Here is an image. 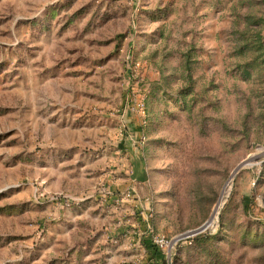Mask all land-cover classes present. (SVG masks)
Returning <instances> with one entry per match:
<instances>
[{"label":"rangeland","instance_id":"obj_1","mask_svg":"<svg viewBox=\"0 0 264 264\" xmlns=\"http://www.w3.org/2000/svg\"><path fill=\"white\" fill-rule=\"evenodd\" d=\"M0 264H264V0H0Z\"/></svg>","mask_w":264,"mask_h":264},{"label":"water","instance_id":"obj_2","mask_svg":"<svg viewBox=\"0 0 264 264\" xmlns=\"http://www.w3.org/2000/svg\"><path fill=\"white\" fill-rule=\"evenodd\" d=\"M258 158L257 155H253V156H250L248 158H246L245 160H243L240 164L237 165V167L234 169V171L232 172V175L241 167H243L244 165H249L251 164L252 161L256 160ZM208 225V220L203 223L202 225H200L198 228L196 229H193L191 231H189V234H194V233H197V232H200L202 231L203 229H205Z\"/></svg>","mask_w":264,"mask_h":264},{"label":"built area","instance_id":"obj_3","mask_svg":"<svg viewBox=\"0 0 264 264\" xmlns=\"http://www.w3.org/2000/svg\"><path fill=\"white\" fill-rule=\"evenodd\" d=\"M187 235H192V234L190 233V234H187Z\"/></svg>","mask_w":264,"mask_h":264},{"label":"bare ground","instance_id":"obj_4","mask_svg":"<svg viewBox=\"0 0 264 264\" xmlns=\"http://www.w3.org/2000/svg\"><path fill=\"white\" fill-rule=\"evenodd\" d=\"M209 222H210V221L208 220V224H209Z\"/></svg>","mask_w":264,"mask_h":264}]
</instances>
